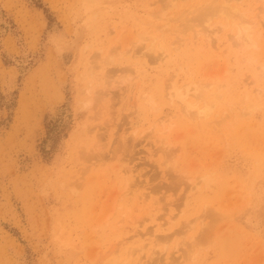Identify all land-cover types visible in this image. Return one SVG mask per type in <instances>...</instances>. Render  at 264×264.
I'll return each mask as SVG.
<instances>
[{"label": "rangeland", "instance_id": "rangeland-1", "mask_svg": "<svg viewBox=\"0 0 264 264\" xmlns=\"http://www.w3.org/2000/svg\"><path fill=\"white\" fill-rule=\"evenodd\" d=\"M212 1L0 0V264H264V27Z\"/></svg>", "mask_w": 264, "mask_h": 264}, {"label": "bare ground", "instance_id": "bare-ground-1", "mask_svg": "<svg viewBox=\"0 0 264 264\" xmlns=\"http://www.w3.org/2000/svg\"><path fill=\"white\" fill-rule=\"evenodd\" d=\"M211 3L213 5V8L211 6L204 7L203 8L204 10L201 9V11L199 13L200 18L203 21L204 20L208 21L210 19L209 14H211L214 11H215V13H220L222 15H225L226 17H228V23H232L233 25L237 26V32L235 34H237L236 38L240 42L241 46H243V50H246L249 46L256 44V40L254 39V34H256V32H257V35H258V33L260 32V30H258L256 28H258L259 26L264 27V12H263L264 10H262L261 13L258 10H257L258 11L257 13L255 12L256 14L260 13L259 15H261V17L259 15H258L259 17L258 16L248 17V15L244 9L240 8L237 5H232L226 0H223L222 3H217V0L212 1ZM211 3H210V5H211ZM226 24L227 23H224V25H226ZM210 33H212V32H210ZM210 33H207L208 34L207 37H210L209 36ZM163 52H164V50H163ZM246 59H252V57L250 55H247ZM188 85L187 84L185 85L186 88H183L184 85H182L183 87L181 86V88L178 86L177 87L174 86L173 90L168 92V94H170V96H174V95L179 96L180 99H182L185 103H187V107L188 106L191 108L196 107V110L198 112L197 114L201 115L204 118L209 117L208 115L211 112V108L213 107L214 102L211 101V96L207 95L205 87H207L208 84H206L205 86L200 85V84H194L193 88L188 86ZM170 88H172V86ZM200 89H202V90H201L199 95L202 96L203 104L201 106H198L199 101H194L195 99H193V97L188 98V95H189L190 91L193 90L195 92V97H198L199 95L196 94V92L200 91ZM219 90H220V88H217L218 92H219ZM246 95L247 96H245V99L243 102L244 105L246 107H253L255 104H254L253 99L251 98L252 96H249L250 94L249 95L246 94ZM258 98L259 97H257L256 99L258 100ZM157 119H159L157 124H159V127L161 128L162 132L163 131L166 132L172 127L171 126L172 124L170 122H168V120H166L162 117H160V118L158 117Z\"/></svg>", "mask_w": 264, "mask_h": 264}]
</instances>
